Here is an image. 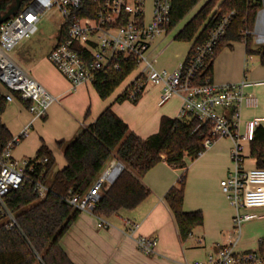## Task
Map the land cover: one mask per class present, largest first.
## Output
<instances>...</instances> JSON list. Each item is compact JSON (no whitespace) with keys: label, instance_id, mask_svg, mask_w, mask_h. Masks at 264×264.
<instances>
[{"label":"built area","instance_id":"2783aa9c","mask_svg":"<svg viewBox=\"0 0 264 264\" xmlns=\"http://www.w3.org/2000/svg\"><path fill=\"white\" fill-rule=\"evenodd\" d=\"M85 1L29 0L20 11L0 24V79L11 91L6 100H14L18 93L21 100L30 102L28 109L33 115L31 122L20 134L12 136L0 155V214L5 218L6 227L18 225L5 202L8 193L30 184L37 198L44 199L50 190L46 181L48 157L35 155L19 160L13 156V151L28 134L33 121L45 116L50 105L59 99L25 71L10 51L37 32L41 14L51 8H56L60 14L64 37L47 57L70 81L73 89L81 84H93L100 74L119 71L121 61L135 58L139 71L124 89L127 99H138L147 84L162 85L159 104L177 95L182 104L176 117H196L198 124L193 132L202 125L208 126V133L202 141L206 150L221 138L230 139L231 169L221 179L220 186L234 210V228L240 232L243 223L261 217L244 210L264 207V167L248 164L254 159L250 153L251 142L264 117L249 119L242 130V109L258 107L257 95L246 88L264 84V79L250 81L244 78L239 82L219 84L208 76L202 84L194 83L197 73L207 66L208 59L225 35L235 11L228 12L208 30L205 40L194 49L189 59L167 69L156 67V57H150L149 51L153 42L169 31L172 0H94L97 4L94 16L79 17L77 12ZM148 1L151 3L149 15L146 11ZM123 167L124 164L114 157L84 194L68 195L61 200L81 211L93 213L103 188L115 181ZM115 169L118 171L114 173ZM181 176L182 173L179 178ZM98 218L100 227L110 225L103 217ZM135 227L137 224H132V228ZM136 242L147 255L157 251L155 237L138 236ZM262 245L263 239L257 248L251 250L238 249V239L228 244L215 243L216 249L207 253L205 260L193 264H264Z\"/></svg>","mask_w":264,"mask_h":264},{"label":"crops","instance_id":"0c3cea01","mask_svg":"<svg viewBox=\"0 0 264 264\" xmlns=\"http://www.w3.org/2000/svg\"><path fill=\"white\" fill-rule=\"evenodd\" d=\"M61 29L59 27L53 35L48 53L59 41ZM180 29L175 31V35ZM171 31L153 42L149 56L157 57L155 52L161 45L166 48L174 42L186 43L174 55L177 60L170 68H175L185 61L192 41L176 40L175 35L170 39L168 35ZM231 45L223 47L214 58L212 80L222 84L239 82L244 78L250 81L264 79V65L259 55L255 60L253 54L247 52L244 41H235ZM16 62L59 99L50 105L42 119L33 121L31 134L40 136V139L36 140L33 150L28 151L31 148L28 143L24 144L27 140L23 138L20 141L23 144L20 153L23 155L19 160L32 155L25 153L36 155L42 142L53 156L56 155L57 140L73 139L95 122L109 105L131 131L141 138H147L159 131L163 116L176 117L182 104V99L177 95L159 104L163 87L156 84H147L137 102L129 99L116 101L138 72L111 101L108 100L109 96L101 98L92 83L73 89L70 81L46 56L30 60L20 58ZM246 90L257 95L259 105L256 108L244 107L242 120L264 117V84L249 86ZM28 103L18 99L8 101L2 120L12 135L20 133L22 126L31 122ZM261 126L264 127V121ZM230 148V141L221 138L197 158L191 160L185 157L186 169L173 166L164 159L159 161L140 178L150 192L136 207L121 208L103 217L110 223L106 227L98 225L99 218L95 214L81 211L63 234L60 240L62 248L74 264H193L205 260L207 253L216 249L215 243L228 244L237 239L240 250L257 248L259 241L264 239V207L256 211L244 210L261 217L243 223L240 232H237L233 223L234 210L220 186L221 179L231 169ZM254 163L256 158L248 162L250 166ZM63 165H66V161L59 167L55 164L53 172L62 169ZM183 172L186 174L183 210L201 211L203 214V223L196 225L186 239L181 238L173 211L165 199L166 192L177 186L179 175ZM132 224H137V227L132 228ZM138 236L155 237L158 240L156 253H143L136 242Z\"/></svg>","mask_w":264,"mask_h":264},{"label":"trees","instance_id":"16d2710c","mask_svg":"<svg viewBox=\"0 0 264 264\" xmlns=\"http://www.w3.org/2000/svg\"><path fill=\"white\" fill-rule=\"evenodd\" d=\"M28 1L21 0L18 11ZM200 1L172 0L168 30L171 31L178 25ZM215 2L216 0H208L175 35L176 40L192 41L186 61L205 40L208 30L228 12L235 11L225 35L208 59L207 66L197 73L194 81L196 84H202L208 76L212 79L214 58L223 47L232 46L235 41H244L247 52L258 54L264 65V49L251 46V31L262 2L222 0L219 7L211 13ZM13 4L14 0H0V13L7 11ZM96 9L94 0H86L77 15L93 17ZM63 35L64 30L61 29L59 40L63 39ZM121 63V70L102 73L93 82L101 98H107L137 67L135 58ZM125 99L127 95L123 91L116 101ZM6 106V96L0 92V155L12 138L2 120ZM197 124L198 120L193 115L184 119L163 116L159 131L147 138H141L129 129L128 124L109 105L95 122L85 127L73 139L58 141L63 149L66 165L55 172V158L42 142L36 156L48 157L46 181L50 190L44 199H38L29 184L6 195L5 202L14 213L18 225L14 228L6 227L3 221L5 218L0 214V264H74L62 248L60 240L81 210L61 199L68 195L84 194L115 157L123 162L124 168L113 183L103 188L93 214L107 217L121 208L136 207L150 192L140 179L150 168L164 159L173 166L186 169L185 157L193 160L206 150L202 141L208 133V126L202 125L193 132ZM250 153L256 158V166L264 167L263 126L256 129ZM185 177L183 172L177 186L171 187L165 194L182 239H186L196 225L203 223L201 211L183 210ZM262 247L264 248V239Z\"/></svg>","mask_w":264,"mask_h":264},{"label":"rangeland","instance_id":"374dc122","mask_svg":"<svg viewBox=\"0 0 264 264\" xmlns=\"http://www.w3.org/2000/svg\"><path fill=\"white\" fill-rule=\"evenodd\" d=\"M208 0H201L187 15L186 17L178 24L176 25L172 31L169 33L168 37L170 39H173L174 35H175V31H177L178 29L182 28L184 26V24L190 20L199 10L200 8L207 2ZM222 0H216L215 5L211 11V13L213 11H215ZM258 1V0H255ZM262 2V0H260ZM16 3V0H14V4ZM263 2H262V6L261 8L258 10L261 11L263 9ZM146 11L147 14H150L151 11V3L148 1L146 3ZM257 13V16H258ZM3 14V13H2ZM257 16H256V20H257ZM60 14L58 12V10L56 8H51L49 10H46L45 12H43L40 16V20H39V24H38V30L37 32L32 35L29 38H26L24 40H22L12 51H10V55L14 58V60L18 61L20 58H22L23 60H30L31 58L34 59H40L42 57H47V51L50 47L51 42L53 41V35L58 31L59 27H60ZM256 20L254 23V26L252 28L251 31V35H252V41H251V46L254 48H258V49H264V41L260 42L258 41V34H257V30L256 28ZM174 41V40H173ZM187 44L186 43H182V42H174L173 45L168 46L166 48L163 47H159L158 50L155 52L157 57H156V67L158 68H167V69H173L170 68V65L175 64L176 62V58L174 57L175 53L177 51H179V49L185 47ZM164 49V50H163ZM162 50V51H161ZM253 58L256 60L258 59V55L257 54H253ZM138 72V68L137 70L133 71L132 73H130L127 78L120 84L118 85L115 90L109 95V99L113 101L115 99V97L118 95V92H120L123 87L126 85V83ZM0 92L3 95H7L8 93H11V91L5 86V84L3 83V81L0 79ZM13 94V93H12ZM15 95V94H14ZM15 99H18L20 101L21 100L17 95H15ZM8 103V102H7ZM6 110H7V106H6ZM5 110V111H6ZM32 115V113H31ZM33 118V115H32ZM39 119H42L39 118ZM245 120L242 123V130L245 127ZM34 125H32L33 127ZM24 126H22L23 128ZM32 127L30 128L28 134L24 137V139H26L27 141L24 143H28L31 149L28 151L33 150L35 144H36V140L40 139V136H36L35 134H31V130ZM22 131V130H21ZM20 134V133H18ZM15 134V135H18ZM12 135V136H15ZM23 139V140H24ZM228 139V138H227ZM230 141V139H228ZM231 144V141H230ZM55 145L57 147V151H56V155H54L55 158V164L57 167H59L60 165L62 166V164L65 163V157H64V153L62 151V148L58 145V140L55 142ZM23 144H21L20 142L15 146L14 148V156L18 159L21 158L23 153H20V150L22 149ZM246 152L248 153V149H246ZM27 155L32 154L31 156H35L34 153H25ZM249 154V153H248ZM253 158V157H252ZM252 161V160H251ZM122 162V161H121ZM123 163V162H122ZM64 167V165H63ZM259 208H252V209H248L247 211H256ZM4 221V220H3Z\"/></svg>","mask_w":264,"mask_h":264},{"label":"water","instance_id":"95a60500","mask_svg":"<svg viewBox=\"0 0 264 264\" xmlns=\"http://www.w3.org/2000/svg\"><path fill=\"white\" fill-rule=\"evenodd\" d=\"M262 2H264V1L262 0ZM20 5H21V0H16V3L13 4L7 11H5L3 14L0 13V24L5 22L6 20H8L12 15L16 14L18 9L20 8ZM260 13H261V11H259L258 16H257V20H256V28H255L256 30H257V27H258V21H259Z\"/></svg>","mask_w":264,"mask_h":264},{"label":"bare ground","instance_id":"6f19581e","mask_svg":"<svg viewBox=\"0 0 264 264\" xmlns=\"http://www.w3.org/2000/svg\"><path fill=\"white\" fill-rule=\"evenodd\" d=\"M263 6H264V4H263ZM257 34H258V36H257L258 40L263 42L264 41V7L261 10V13H260V16H259ZM117 171H118V169H115L114 173L117 172Z\"/></svg>","mask_w":264,"mask_h":264},{"label":"snow or ice","instance_id":"6c2138e0","mask_svg":"<svg viewBox=\"0 0 264 264\" xmlns=\"http://www.w3.org/2000/svg\"><path fill=\"white\" fill-rule=\"evenodd\" d=\"M29 19H31V17H29Z\"/></svg>","mask_w":264,"mask_h":264}]
</instances>
